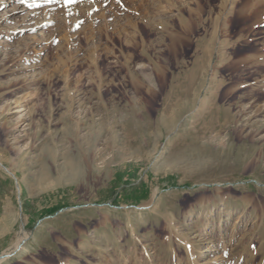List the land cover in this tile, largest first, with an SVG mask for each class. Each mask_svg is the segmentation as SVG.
I'll use <instances>...</instances> for the list:
<instances>
[{
    "label": "rangeland",
    "instance_id": "1",
    "mask_svg": "<svg viewBox=\"0 0 264 264\" xmlns=\"http://www.w3.org/2000/svg\"><path fill=\"white\" fill-rule=\"evenodd\" d=\"M20 234L0 264H264V0H0Z\"/></svg>",
    "mask_w": 264,
    "mask_h": 264
},
{
    "label": "bare ground",
    "instance_id": "2",
    "mask_svg": "<svg viewBox=\"0 0 264 264\" xmlns=\"http://www.w3.org/2000/svg\"><path fill=\"white\" fill-rule=\"evenodd\" d=\"M133 83L134 84H138L139 83V81H136L135 79L133 80ZM22 238H23V234H20L19 236H18V238H17V240L13 243V245H11V247H10V249L7 251H5L4 252V254L0 257V262L4 259V258H6L9 254H10V252L12 251V250H14V249H16L17 247H18V245L20 244V241L22 240Z\"/></svg>",
    "mask_w": 264,
    "mask_h": 264
},
{
    "label": "snow or ice",
    "instance_id": "3",
    "mask_svg": "<svg viewBox=\"0 0 264 264\" xmlns=\"http://www.w3.org/2000/svg\"><path fill=\"white\" fill-rule=\"evenodd\" d=\"M21 2L23 3V2H24V0H21Z\"/></svg>",
    "mask_w": 264,
    "mask_h": 264
}]
</instances>
